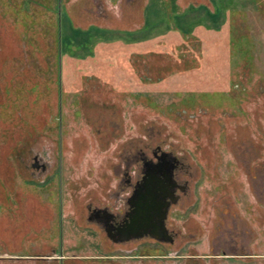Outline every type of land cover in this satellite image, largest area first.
Returning <instances> with one entry per match:
<instances>
[{"label": "rangeland", "instance_id": "1", "mask_svg": "<svg viewBox=\"0 0 264 264\" xmlns=\"http://www.w3.org/2000/svg\"><path fill=\"white\" fill-rule=\"evenodd\" d=\"M156 145L173 239L110 240ZM0 264H264V0H0Z\"/></svg>", "mask_w": 264, "mask_h": 264}, {"label": "flooded vegetation", "instance_id": "2", "mask_svg": "<svg viewBox=\"0 0 264 264\" xmlns=\"http://www.w3.org/2000/svg\"><path fill=\"white\" fill-rule=\"evenodd\" d=\"M156 148L152 149L150 151V155L146 156L144 154H140L139 158L141 160L140 168L138 171L135 172V175L133 178H130L128 171H124L125 177L120 179V182L118 183V190L122 189L124 187L120 186L119 184L122 182H125L126 186L129 189V192L125 195H120L119 192L115 194L116 198L121 199L122 204L118 208L109 209L106 205L102 206H90L87 205V218L90 220H94L96 224L101 228V230L104 232L105 236L108 237L110 240L121 242L125 241L130 238H138L141 236H148L158 241H167L171 242L173 239L174 231L170 228H168L165 224V217L166 212L169 207V205L172 203L170 201L169 196H163L162 197V189L158 190V199L157 204H162L164 201H169V204L167 205V209L165 212V216L163 218V224L167 228V233L171 237V240H160L152 237L149 235L148 231L152 228L153 225H147L145 230L146 232H143V227H140L137 231L142 232L139 236H129L128 238H120L121 236H124L125 234L131 233V228L128 226V223L130 222L131 215L133 214L132 208L134 207L135 201H136V193L135 190L138 188V186H141L142 184V175L144 172L149 169V165L151 163L160 162V164L165 165L166 167H169L170 169V175L171 179L170 181L172 184L168 186V190H171L173 192V196L176 195L175 201L178 198L180 192L185 187V181L181 180L177 177L178 170H181L183 163L182 161L175 155H173L170 151L162 150L158 145L155 146ZM37 158L34 157V160ZM32 165H37L36 162H32ZM40 167L43 169L44 164L40 163ZM152 167V166H151ZM165 167V168H166ZM161 167L159 170H156V175L162 177V172L165 169ZM161 170V171H160ZM168 185V184H167ZM142 191H144V187L141 188ZM159 210H154V213L152 214L151 221H154L155 224H158L159 222V216L162 212V206L159 207Z\"/></svg>", "mask_w": 264, "mask_h": 264}, {"label": "water", "instance_id": "3", "mask_svg": "<svg viewBox=\"0 0 264 264\" xmlns=\"http://www.w3.org/2000/svg\"><path fill=\"white\" fill-rule=\"evenodd\" d=\"M148 167L149 169H147L142 175L141 186H138L134 192L136 193L137 198L134 207L132 208L133 214L128 223V226L131 228V233L125 234L120 238L139 236L142 234V232L137 231L140 227H143V232H146V226L153 225L148 231L149 235L160 240H171V237L167 233V228L163 224V218L169 201H164L162 204L156 203L159 189H162V197L169 196L171 202L175 201L176 195L173 196V192L168 190V186L172 184L170 181V169L169 167L160 164V162H153ZM161 167H166L162 172V177L156 175V170H159ZM142 187H144V191L141 190ZM160 206H162V212L160 213L158 224H155L154 221H151V217L154 210H159Z\"/></svg>", "mask_w": 264, "mask_h": 264}]
</instances>
